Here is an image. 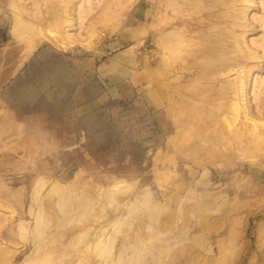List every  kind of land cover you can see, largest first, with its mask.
<instances>
[{"label":"rangeland","instance_id":"obj_1","mask_svg":"<svg viewBox=\"0 0 264 264\" xmlns=\"http://www.w3.org/2000/svg\"><path fill=\"white\" fill-rule=\"evenodd\" d=\"M82 1L0 0V264H264V0Z\"/></svg>","mask_w":264,"mask_h":264},{"label":"bare ground","instance_id":"obj_2","mask_svg":"<svg viewBox=\"0 0 264 264\" xmlns=\"http://www.w3.org/2000/svg\"><path fill=\"white\" fill-rule=\"evenodd\" d=\"M185 1H187V0H185ZM189 1H191L192 3H197L198 2V0H189ZM84 2H86V3H88L89 2V5H90V2H91V0H83L81 3V5L79 6V10H82V5H83V3ZM101 2V1H100ZM99 2V3H100ZM246 2H249L248 0H246ZM102 3L103 2H101L100 4H99V6L100 5H102ZM188 6L190 7L191 6V4L189 3L188 4ZM193 6V5H192ZM103 10H107L108 11V8H106V7H104V8H102ZM249 9V8H248ZM106 11V12H107ZM106 12H104V14L105 15H107V13ZM244 13V12H243ZM244 16H246V15H243V17ZM250 16H251V14H250ZM250 18V17H249ZM245 19V17L243 18V20ZM262 20V19H261ZM185 21V20H184ZM40 29V28H39ZM38 29V30H39ZM41 34H42V32H40ZM66 34V33H65ZM48 39H49V37H48ZM28 44H29V46H28V54L31 52V51H33V48H34V46H33V43H32V41L30 42V41H28ZM23 47V46H22ZM19 48V47H18ZM17 48V49H18ZM240 48H241V50L243 51V52H245L246 53V55L247 54H249L250 53V50H249V48H248V45H247V42L246 41H241L240 42ZM250 55V54H249ZM253 58H255V56H252ZM17 58V57H16ZM254 61V60H253ZM237 68V67H236ZM246 73H243V71H242V73L240 72L239 73V76L237 75V77L235 78V79H237V80H235V82H230L229 81V83L231 84V86H232V93H233V95L235 96V98L238 100V101H236L234 104H235V106H236V104H238V105H240L241 106V108L245 111V113L248 115V119H249V121L251 122V124H253L254 126H258L259 124H263L264 123V120H260V119H257V118H255L254 116H252V114H251V111H250V108H249V102H248V80H247V78L246 77H243L244 75H245ZM246 76V75H245ZM253 76H255V75H253ZM233 79V78H232ZM255 86H256V81H255V85H254V90H255ZM251 90V89H250ZM251 92V91H250ZM252 94V93H251ZM255 98V97H254ZM239 106V107H240ZM237 108H239L238 106H236ZM233 108H234V106H233ZM236 108V109H237ZM240 108V109H241ZM241 109V110H242ZM232 111V110H231ZM236 110H234V112H235ZM238 111V110H237ZM258 111V110H257ZM239 112V111H238ZM235 113H237V112H235ZM244 113V114H245ZM246 115V116H247ZM253 127V126H252Z\"/></svg>","mask_w":264,"mask_h":264}]
</instances>
